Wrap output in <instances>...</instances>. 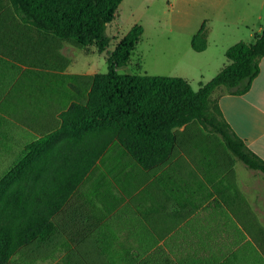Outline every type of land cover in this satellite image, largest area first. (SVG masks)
Masks as SVG:
<instances>
[{
	"label": "trees",
	"instance_id": "16d2710c",
	"mask_svg": "<svg viewBox=\"0 0 264 264\" xmlns=\"http://www.w3.org/2000/svg\"><path fill=\"white\" fill-rule=\"evenodd\" d=\"M123 1L0 0V11L6 3L14 10V16L9 17L14 23L3 20L1 24L20 32L38 30L41 36L37 33L32 39L39 45L53 37L83 48L94 45L104 52L111 43L107 27ZM144 31L140 24L132 27L110 56L107 73L69 77L66 88L56 84L35 87L40 91L38 100L46 93L55 102L63 93V99L72 103L60 113L26 123L24 128L34 133V139L19 143L17 157L0 175V264H9L20 252L21 258L25 255L30 260L37 251L65 247L73 243L67 237L83 234L82 209L74 213L77 225L61 222L56 216L114 142L141 168L156 169L184 150L180 144L185 134L180 135L179 130L192 131L199 125L203 131L190 132L186 153L195 146L220 148L219 139L235 159L264 173V159L236 134L212 98L221 87L234 95L249 92L264 58V30L253 42L241 41L228 48L229 64L199 89L182 77L118 72L129 64ZM5 44L0 40V48ZM207 45L203 24L192 47L203 52ZM251 226L253 238L264 250L263 226L257 218ZM40 244H48L50 249Z\"/></svg>",
	"mask_w": 264,
	"mask_h": 264
},
{
	"label": "rangeland",
	"instance_id": "374dc122",
	"mask_svg": "<svg viewBox=\"0 0 264 264\" xmlns=\"http://www.w3.org/2000/svg\"><path fill=\"white\" fill-rule=\"evenodd\" d=\"M263 2L124 0L115 19L107 27L111 43L104 52L94 45L83 48L74 41L53 37L43 42L44 45H39L32 39V36L40 35L38 30V34L34 30L20 32L16 27L1 24L3 20L14 23L9 19L14 16V10L10 3H6L0 11V40L6 43L5 48H0V107L2 101L23 81L31 89L38 84H56L66 88L69 77L83 79L107 73L110 56L136 24L144 27V34L129 64L118 68V72L182 77L193 88L199 89L228 64L226 51L229 47L254 39L253 34L264 25ZM203 24L207 34L210 32L208 48L197 52L192 47V40ZM27 57L32 60H13ZM219 94L216 90L212 96L215 103ZM63 98H66L63 93L57 95L53 107L68 108L72 100L67 102ZM65 104L66 107H61ZM1 113L0 108V120ZM193 127L192 131H203L199 125ZM192 131H185V127L179 130L180 135L185 134L180 144L184 150L179 153L187 150ZM179 153L167 163L172 164ZM184 161H187L186 158ZM242 167L246 168L245 165ZM157 169L146 172L118 142H114L74 196L78 208L82 209L79 218L83 234L67 237L73 243L65 247L53 246V250L37 251L30 260L24 258L25 255L21 258L20 252L9 264H192L188 262L206 256H216L221 261L223 252L217 250L218 245L209 242L214 236V229L206 230L208 244L201 246L208 251L199 250L192 244L195 238H199L202 244L205 236H190L184 229L162 234V230L157 229L165 200H194L199 206L204 197V189L200 192L201 200H197V195L193 196L173 172L168 169L159 172ZM169 207L167 205L166 208ZM261 221L264 223V219ZM196 222L199 223V220ZM207 222L209 225L212 223L211 220ZM224 222L227 228L233 226L225 220H214V228L222 227ZM223 234L217 236L224 238ZM240 238L241 243L246 236L242 234ZM40 246L50 249L48 244ZM30 253L28 251L27 254L30 256Z\"/></svg>",
	"mask_w": 264,
	"mask_h": 264
},
{
	"label": "crops",
	"instance_id": "0c3cea01",
	"mask_svg": "<svg viewBox=\"0 0 264 264\" xmlns=\"http://www.w3.org/2000/svg\"><path fill=\"white\" fill-rule=\"evenodd\" d=\"M263 30L264 25L253 34L254 39ZM254 39L247 43L253 42ZM259 67V75L246 94H230L222 87L217 90L220 92L218 104L233 130L252 151L264 159V58L260 60ZM38 93H40L39 90L31 89L23 81L13 89L9 94L10 97L8 96L1 103L3 105L0 108L3 114L1 113L0 120V175L17 157L19 143L34 139V133L25 129V124L41 120L52 112L62 111L58 109L59 106L53 107L56 101L52 102L50 95L45 93L38 100ZM41 100L43 102L39 103ZM216 140L220 148L212 145L204 148L195 146L189 148L188 153H179L180 155L172 160V164L166 163L157 169L159 172L167 169L173 172V175L188 187L193 196L197 195V200H201L200 192L204 189L202 205L199 206L194 200L184 202H179L177 199L165 200L163 204L165 208L161 210L162 215L157 222V229L162 230V234H173L176 230L184 229L190 236H205L206 238H202V244L199 238H195L192 244L200 248L199 250L206 251H208L207 248L201 247L203 244H208L207 235L209 234L206 230L214 229V236L211 235L213 238L209 242L211 245L219 246L217 250L223 252L222 260L219 261L216 256H206L188 263L264 264V250L253 238L251 226L253 218H257L264 228V223L261 221L264 219V174L235 159L222 142L219 139ZM183 156L184 159H181ZM185 158L187 161H184ZM244 165L246 168L242 167ZM152 170L145 171L152 172ZM76 192L56 216L59 221H70L77 225L78 216L74 217V213L76 214L79 209L74 197ZM167 205L171 207L166 208ZM197 220L199 223L196 222ZM208 220L212 221L211 225L208 224ZM214 220H225L227 224L231 223L233 226L227 228L224 222L222 227L214 228ZM222 233L224 238L217 236ZM242 234L246 238L240 243L239 237Z\"/></svg>",
	"mask_w": 264,
	"mask_h": 264
}]
</instances>
